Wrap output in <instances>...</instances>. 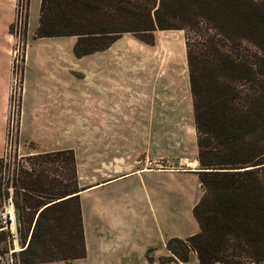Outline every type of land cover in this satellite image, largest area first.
<instances>
[{
  "label": "trees",
  "instance_id": "1",
  "mask_svg": "<svg viewBox=\"0 0 264 264\" xmlns=\"http://www.w3.org/2000/svg\"><path fill=\"white\" fill-rule=\"evenodd\" d=\"M156 30L184 33L202 189L193 207L199 230L169 238L171 255L160 263L185 262L191 251L199 264L262 263L264 0H40L35 35L75 36L73 52L82 56L123 33L152 43ZM6 168L0 157V208L11 181L20 247L14 250L13 233L0 218V264L84 257L79 189L35 174L33 166L6 179Z\"/></svg>",
  "mask_w": 264,
  "mask_h": 264
},
{
  "label": "rangeland",
  "instance_id": "2",
  "mask_svg": "<svg viewBox=\"0 0 264 264\" xmlns=\"http://www.w3.org/2000/svg\"><path fill=\"white\" fill-rule=\"evenodd\" d=\"M35 1L29 0L28 23L25 17L22 34L10 39L11 47L17 49L14 71L21 85L25 64L24 78L33 83L39 71L34 53L38 48L37 61L54 66L57 81L72 82V119H57L56 142L61 150L23 157V151L17 150L21 93L12 91L6 133L9 152L3 156L5 178H21V171L29 172L33 166L35 174L50 173L51 178H61L80 189L98 180L97 176L141 166L197 169L183 31L156 30L152 43L123 33L103 50L76 56L75 36L40 38L28 34L35 24ZM20 4L27 14V0H20ZM25 52L29 55L26 60ZM60 104L58 114L64 111V103ZM193 160L196 164L189 165ZM259 174L264 178V170ZM8 190L5 203L13 206L11 181ZM14 223V229H8L13 233L15 250L20 246L15 219Z\"/></svg>",
  "mask_w": 264,
  "mask_h": 264
},
{
  "label": "crops",
  "instance_id": "3",
  "mask_svg": "<svg viewBox=\"0 0 264 264\" xmlns=\"http://www.w3.org/2000/svg\"><path fill=\"white\" fill-rule=\"evenodd\" d=\"M16 1L0 0V157L9 152L6 133L12 79L10 24L15 19ZM35 3V24L32 31H28L31 36L35 34L39 20L40 0ZM28 10L29 0L27 23ZM38 50L36 48L34 53L39 71L33 83L24 78L27 71L25 64L23 66L17 145V150L23 151V157L61 150L56 142L57 119H72V82L67 85L57 81L54 66L46 67L37 61ZM28 56L25 52V60ZM58 102L64 103V111L60 114ZM69 129L71 133L72 128ZM97 177L98 180L83 185L77 192L85 256L69 262L36 264H161L160 258L171 255L166 248L169 238H186L199 230L193 207L201 196V189L194 169L141 166ZM173 264L199 262L191 251L187 261L177 260Z\"/></svg>",
  "mask_w": 264,
  "mask_h": 264
},
{
  "label": "built area",
  "instance_id": "4",
  "mask_svg": "<svg viewBox=\"0 0 264 264\" xmlns=\"http://www.w3.org/2000/svg\"><path fill=\"white\" fill-rule=\"evenodd\" d=\"M26 5H28V0H27ZM26 11H27V6H26ZM25 17H26V22H27V14H25V8L23 9L22 4H20V0L19 2L16 1V15L13 21L14 26H13L12 32H10L12 38H19L20 34H22L21 28L24 27ZM16 52H17V49L11 47L10 53L12 56V79H11V86H10V98L12 97L11 95L12 91L17 94H20L22 92V84L20 85V80L17 78V74L15 73L16 71H14L16 69V64L14 61ZM11 206L12 205L9 202H7L3 204L2 208H0V218L2 222L4 223V225L6 227H9L10 229H12L11 223L15 219L14 210Z\"/></svg>",
  "mask_w": 264,
  "mask_h": 264
},
{
  "label": "bare ground",
  "instance_id": "5",
  "mask_svg": "<svg viewBox=\"0 0 264 264\" xmlns=\"http://www.w3.org/2000/svg\"><path fill=\"white\" fill-rule=\"evenodd\" d=\"M188 164L191 165V166H192V165H195V164H196V160H193V161H191V162H188ZM143 169H144V168H143ZM148 169H149V168H148ZM11 207H12V206H11ZM11 209H12V208H11ZM14 224H15V223H14V220H13L12 223H11V228H12V230L14 229V227H13ZM16 249H18V248L15 247V250H16Z\"/></svg>",
  "mask_w": 264,
  "mask_h": 264
},
{
  "label": "water",
  "instance_id": "6",
  "mask_svg": "<svg viewBox=\"0 0 264 264\" xmlns=\"http://www.w3.org/2000/svg\"><path fill=\"white\" fill-rule=\"evenodd\" d=\"M200 170H201V169H198V168H197V169H194V171H200ZM18 249H19V248H18Z\"/></svg>",
  "mask_w": 264,
  "mask_h": 264
}]
</instances>
